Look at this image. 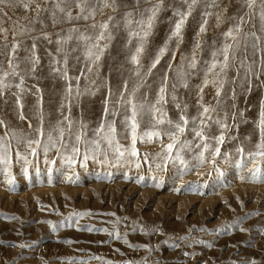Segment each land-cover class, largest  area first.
Wrapping results in <instances>:
<instances>
[{"label": "snow or ice", "instance_id": "1", "mask_svg": "<svg viewBox=\"0 0 264 264\" xmlns=\"http://www.w3.org/2000/svg\"><path fill=\"white\" fill-rule=\"evenodd\" d=\"M222 2L223 0H171L170 3L168 0H45L41 5L36 0H0V5L4 6L0 7V16L8 20L11 17L4 11L5 7L33 12L27 23H21L24 17L12 21V40L9 42L10 46L9 43L4 45L3 53L10 71L0 73V97L7 95L8 89L15 87L13 96L20 109V120L26 119L21 99L26 76L34 78L40 64L36 55L37 37L31 33L36 31L37 23L43 26L46 19L53 27L67 25L66 28H59L55 34V55L49 53V70L63 82L58 105L54 108L56 115L53 117L50 113L45 117L42 89L37 86L33 93L36 97L35 126L29 120V131H24L11 128L5 120L0 119V128L4 130L0 134V167L6 174V182L9 185L13 182L11 168L14 162H22V171L27 176L29 165L42 151L51 183V163L55 159H49L51 150H55L60 162L69 167L77 164L84 167L88 160L102 165L133 164L139 167L140 159H143L144 163L150 165L149 170L155 164L157 169L163 165L162 170L167 172L171 165L173 176L185 171L189 167V160H195L197 164L204 162L210 169H215L216 179H219L222 172L216 161L223 156L225 162L231 163L230 153L224 151L222 145L226 141L238 139L230 133L232 125L228 123L229 117L233 123H236L238 117H245V110L239 109L235 103L236 88L239 86L251 91L253 80L261 81V77H264V0H239L238 10L230 16L227 13L232 0L223 8ZM166 8L172 13L168 18L169 29L162 42L154 43L156 26ZM196 9H202L200 22L190 48L182 52L180 48L184 43V28ZM213 9H220L215 14L214 28L219 30L222 25L224 27L209 43L203 36L208 31ZM98 15L100 20L96 19ZM257 18L259 28L255 24ZM80 21L84 23L81 24ZM8 31V28L0 26V39L6 40ZM39 35L47 39L51 34L41 31ZM18 37L32 41L30 47L25 49L30 55L24 57L29 65L24 73L19 70L21 58L17 53L21 41ZM114 42L120 44L118 55L122 60L115 84L111 73L103 75L100 70L102 58ZM166 53L171 59H167L166 65L158 71ZM257 55L260 57L259 61L256 59ZM177 56L179 60L176 59ZM73 58L79 68L78 72L69 65ZM9 76L17 77L18 82L14 85L8 82ZM193 80L198 82L193 85ZM261 87H264V81H261ZM190 88L194 89L196 96L194 115L189 113L191 105L188 99L180 95V89ZM208 88L212 92L208 103H205L204 96ZM100 89L105 90L102 113L89 137L87 122L75 119L71 113L74 107H81L83 97L94 96ZM229 100L232 103H226ZM169 105L173 109L172 114L169 112ZM118 122L123 126L124 138L130 141L128 147H124L117 138ZM253 124L258 139L253 148L247 151L246 159L243 145L235 148V153L240 156L235 159V165L240 170L245 163L251 161V178L257 179L264 166V96L260 98L259 111ZM214 125L217 126L215 130ZM189 135L191 139L187 138ZM146 138L147 141L159 142L160 145L151 154V158L148 152L143 157L138 156L137 140L143 141ZM36 171L39 173V167ZM207 174L211 175V171ZM204 175L205 173H198L197 180ZM238 178L244 179L243 176ZM163 179L162 176L156 180V185L159 186ZM181 186H185L184 181H180L177 191ZM87 214L73 211L69 214V219ZM239 222L240 218H236L225 227L231 229ZM46 223L55 231L51 220ZM88 230L92 231V228L89 227ZM247 230L240 228L242 232ZM98 231L107 232L108 229L99 228ZM115 238L119 239L118 233ZM178 239L188 238L180 236ZM32 243L35 244V241ZM19 247L28 248L29 244L21 243ZM138 247L149 249L148 244ZM183 254L189 255L188 252ZM93 258L103 259L89 257ZM60 259L83 262L84 258L67 256ZM42 264H48V261L42 260ZM105 264L113 262L109 260ZM122 264L139 262L125 259ZM143 264L148 262L145 260ZM247 264H256V261L250 260Z\"/></svg>", "mask_w": 264, "mask_h": 264}, {"label": "rangeland", "instance_id": "2", "mask_svg": "<svg viewBox=\"0 0 264 264\" xmlns=\"http://www.w3.org/2000/svg\"><path fill=\"white\" fill-rule=\"evenodd\" d=\"M36 2L43 5L45 0ZM228 2L229 0H223L221 8ZM238 6L239 0H232L227 14L230 16L237 11ZM219 10H211L213 15L209 18L208 31L203 36L209 43L224 27L222 25L219 30L214 28L215 14ZM4 11L11 20L0 16V26L9 29L6 40L0 39V73L10 71L3 53L4 45L12 40V21L24 17L21 23H27L33 16L32 11L25 12L22 8L5 7ZM200 11L202 9H196L186 22L184 43L180 48L182 52L191 46L200 22ZM171 16L172 13L167 8L160 15L154 43L162 42L169 29L168 18ZM96 19L100 20L101 17L98 15ZM255 24L259 28L258 18ZM61 27L66 28L67 25L53 27L46 19L43 26L37 23L36 31L31 33L37 37L36 55L40 64L34 78L26 76L25 90L21 94L26 119L20 120L18 117L20 109L15 104L14 86L7 90V95L0 97V119L5 120L11 128L29 131V120L35 126L36 97L33 93L37 86L42 89L45 117L50 113L53 117L56 115L54 108L58 105L63 82L49 70V53L55 55V34ZM41 31L51 35L47 39L43 38L39 35ZM18 39L21 41L17 53L21 58L19 70L24 73L29 66L24 57L30 55L25 49L30 47L32 41L25 37ZM119 52L120 44L114 42L102 58L100 66L103 75L111 73L113 84L122 63ZM167 59L171 57L166 53L158 71L166 65ZM176 59L179 60V56ZM256 59L259 61V55ZM69 65L76 72L79 71L75 58L69 61ZM7 81L14 85L18 78L9 76ZM261 81H264V77H261ZM261 81L253 80L251 91L239 86L236 88L235 103L239 109L245 110V117H238L236 123L229 117L228 123L232 125L230 133L238 139L226 141L222 145L223 150L230 153L231 163L225 162L223 156L219 157L216 161L222 172L219 179H216L215 169H210L204 162L197 164L195 160H189V167L173 176L171 165L167 172L162 170L163 165L157 169L155 164L149 170L150 165L144 163L143 159H140L139 167L133 164L102 165L92 160H88L84 167L79 164L69 167L60 162L55 150L49 153L50 160L55 157L51 163V183L42 151L29 165L27 176L22 171V162L13 163L11 185L6 182V174L0 167V264H42V260L48 261V264H105L109 260L113 264H122L125 259L139 264H143L145 260L148 264H247L250 260H255L256 264H264V166L261 167L258 178L252 179L249 167L251 161L238 170L235 159L240 156L234 151L236 147L243 145L246 159L247 151L253 148L258 139L253 120L259 111L260 98L264 96ZM197 82L192 81L193 85ZM228 87L231 88V85ZM104 92V89H100L94 96L83 97L81 107H74L71 113L75 119L87 122L89 137L101 116ZM211 92V88L206 89L205 103H208ZM180 95L188 99L191 105L189 113L194 115V89H180ZM226 103L230 104L232 101ZM168 107L172 114L171 105ZM216 127L214 125L213 130ZM3 131L0 128V134ZM117 132L119 142L128 147L130 141L124 138L123 126L119 122ZM187 138L192 137L189 135ZM136 147L139 157L148 152L151 158V154L160 145L159 142H150L146 138L143 141L138 139ZM37 167L40 169L39 173L36 171ZM209 171L211 175L207 174ZM198 173L205 175L197 180ZM162 176L164 179L157 186L156 180ZM238 176H243L244 179L241 180ZM180 181H184L185 186L177 191ZM73 211L88 214L69 219V214ZM236 218H240L238 224L231 229L225 227ZM49 220L53 222L55 231L46 223ZM89 227L92 231L88 230ZM241 227L248 230L242 232ZM99 228H107L108 231L100 232ZM217 228L222 230L217 231ZM117 233L119 239L115 238ZM180 236L188 239L180 240ZM193 240L199 242L191 243ZM21 243H27L29 247L20 248ZM141 244H148L149 249L138 247ZM184 252L189 255L185 256ZM67 256L84 259L83 262L60 259Z\"/></svg>", "mask_w": 264, "mask_h": 264}]
</instances>
